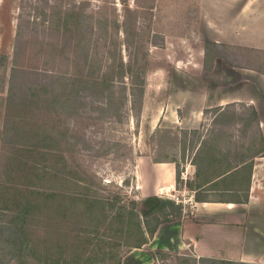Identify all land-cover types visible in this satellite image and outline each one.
Here are the masks:
<instances>
[{
	"label": "rangeland",
	"instance_id": "1",
	"mask_svg": "<svg viewBox=\"0 0 264 264\" xmlns=\"http://www.w3.org/2000/svg\"><path fill=\"white\" fill-rule=\"evenodd\" d=\"M202 4V0H0V200L9 194L8 187L24 181L26 173L27 187L35 184L36 174L20 160L38 161L39 168L48 165L54 171L68 160L103 195L119 196L124 203L140 200L135 164L137 157L148 155L175 163L178 190L162 197L178 202L190 195L191 177L197 175V165L209 147L213 164L238 161L261 149L254 112L242 106L213 108L202 119L179 123L181 109L200 107L192 104V90L198 93L200 88L187 84L190 71L181 64L199 58L203 42L208 41L203 38L208 19ZM125 22L131 28L128 50L117 27L123 28ZM237 51L225 44L211 46L208 58L219 53L233 57ZM137 55L147 59L143 102L136 109L130 102L129 108L121 105L117 116L108 98L89 90L84 80L103 75L118 80L114 71L121 67V58L135 63ZM60 93L69 99L64 108L54 103ZM21 126L29 132L27 141L18 134ZM36 130L39 143L32 136ZM37 143L38 149L30 153ZM46 149L54 152L46 154ZM23 195L38 196L24 192L19 198ZM192 202L187 203L188 214ZM13 215L5 203L0 207V238H7L4 226ZM107 215L105 220L75 216L76 226L70 225L80 230V236L65 235L67 246L71 242L79 252L96 253V264L124 258L135 249L137 237L126 243L110 212ZM48 219L52 217L32 213L28 229L33 240L57 225ZM180 255L184 254L168 253L158 264H177ZM0 264H17L1 241Z\"/></svg>",
	"mask_w": 264,
	"mask_h": 264
},
{
	"label": "crops",
	"instance_id": "2",
	"mask_svg": "<svg viewBox=\"0 0 264 264\" xmlns=\"http://www.w3.org/2000/svg\"><path fill=\"white\" fill-rule=\"evenodd\" d=\"M202 3L208 19L204 40L238 51L233 57H215L207 67L203 42L199 58L183 61L191 76L187 84L200 88L198 93L192 90V104L200 107L181 109L179 123L202 119L213 108L242 106L254 112L261 149L238 161L213 164L209 147L197 165V175L191 177L190 195L178 201L184 205V216L161 223L143 247L127 253L122 264H157L155 251L264 264V0ZM135 175L141 197L178 190L172 161L139 156ZM188 202L193 203L191 214Z\"/></svg>",
	"mask_w": 264,
	"mask_h": 264
},
{
	"label": "trees",
	"instance_id": "3",
	"mask_svg": "<svg viewBox=\"0 0 264 264\" xmlns=\"http://www.w3.org/2000/svg\"><path fill=\"white\" fill-rule=\"evenodd\" d=\"M124 2L125 0H123ZM127 24V22L123 23V28H121L120 24H117L118 29L122 30L125 36L123 44L126 50L130 48L128 42L131 36V28ZM139 37L143 41V37L141 35ZM211 46H217V44L212 41H205V64L210 60L208 55H210ZM220 55L222 54H214L213 57ZM146 60L145 57L140 58L138 55L135 63H130L121 58V67H115L116 70L114 71V74H118V80L110 81L107 75H103L101 79H86L84 83L89 90L96 91L101 96L107 97L108 103H106L109 108H113L116 115L119 116L121 115V105L124 104L125 107L129 108L128 104L130 102L131 109H136L143 102L146 86ZM210 61L213 60L211 59ZM126 80H129V82L127 83ZM74 94L75 92H72V95ZM62 95L64 96L63 93L56 95L54 103L64 108L69 99L61 98ZM116 99L118 103H116ZM54 103L53 105H55ZM102 110L105 111L106 108L104 107ZM20 129L22 131L18 134L24 141H27L29 132L22 126ZM32 136L33 138L35 136L39 143V132L37 130ZM56 138L54 136L52 139ZM38 143L33 146H38ZM37 149V147L34 148L30 153ZM46 150H48L44 152L46 154L50 153L49 151L54 152L52 149ZM40 152L43 153L42 150ZM155 161L169 160L155 159ZM33 162L35 163L28 160L26 162L20 160V163H25L26 170H32L36 174L35 184L27 187L28 175L26 173L23 178L26 181H22L14 187H8L9 194L2 196L3 201L0 200V207L4 206L5 203L6 209L14 212L13 218L4 226L8 231L6 234L7 238H0V241L5 243L9 250L12 251L13 258L16 259L17 264H31V261L34 264H96V253L86 254L82 251L79 252L71 242L67 246L68 240L65 235L68 238L80 236V230L71 226L75 225L73 218L77 215L83 216V220L90 215L93 216L94 220H99L100 218L105 220L108 217L107 212H110L113 222L120 227L118 230L125 237L126 243L132 237H137L136 242L132 244L134 248H140L146 244L154 236L161 223L184 216V205L172 198L151 195L142 197L140 200L131 199L128 203H124L123 201L121 202L119 196L108 197L103 195L93 185L94 183L88 182L83 178L76 166L68 160L64 163L61 162L60 167H57L58 171H54V167L48 165L39 168V162ZM17 165L19 166V164ZM51 168L54 171L52 174L49 171ZM178 176L179 173H177V178ZM46 184H52L55 187L47 189L45 188ZM24 187L26 188L24 192L32 195L37 194V198L30 199L23 195L20 199L19 195L24 193ZM191 187H194V185L191 184ZM32 213L35 216L42 215L46 217L49 215L53 220L56 219V221L48 219L49 223L57 222L55 227L49 226L47 233L41 236L38 241L33 240V235L28 229V222ZM65 227L67 232L64 231ZM146 233L149 235L146 236ZM167 255L168 253L166 252L156 251L154 256L157 264L166 260ZM21 257L32 258V260L30 262H22L20 260ZM122 258L118 259L114 264H122ZM177 259V264H229L232 262L210 257L196 258L186 254L178 256ZM237 264L249 263L238 262Z\"/></svg>",
	"mask_w": 264,
	"mask_h": 264
}]
</instances>
